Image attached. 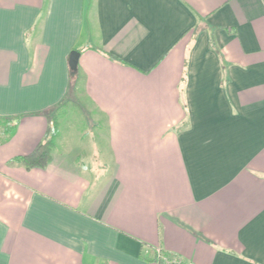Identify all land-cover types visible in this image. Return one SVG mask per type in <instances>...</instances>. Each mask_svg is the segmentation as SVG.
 <instances>
[{
    "label": "crops",
    "instance_id": "1",
    "mask_svg": "<svg viewBox=\"0 0 264 264\" xmlns=\"http://www.w3.org/2000/svg\"><path fill=\"white\" fill-rule=\"evenodd\" d=\"M155 247L264 264V0H0V264Z\"/></svg>",
    "mask_w": 264,
    "mask_h": 264
},
{
    "label": "trees",
    "instance_id": "2",
    "mask_svg": "<svg viewBox=\"0 0 264 264\" xmlns=\"http://www.w3.org/2000/svg\"><path fill=\"white\" fill-rule=\"evenodd\" d=\"M76 69L72 71L73 79L75 77L77 78ZM61 103H59L58 108L48 116L49 124L47 126V130L44 138L41 141H39L37 145L30 152L14 157L11 160L12 162H18L23 166H25L26 168L42 167L47 164V162L51 157V152L55 143V139L57 138L59 133V119L61 115L66 113L67 109L70 107V105L67 103H64L63 106H60ZM14 120L16 121V118H14ZM15 121L14 123H10V125L5 127L4 134L11 135L13 133L14 128L16 126ZM147 251L151 253V256L154 253L152 248H149ZM150 259L152 262L156 261L155 256L154 258H150Z\"/></svg>",
    "mask_w": 264,
    "mask_h": 264
},
{
    "label": "built area",
    "instance_id": "3",
    "mask_svg": "<svg viewBox=\"0 0 264 264\" xmlns=\"http://www.w3.org/2000/svg\"><path fill=\"white\" fill-rule=\"evenodd\" d=\"M153 252L156 256V261L152 264H183L184 260L176 254L166 255L162 252L161 248H153Z\"/></svg>",
    "mask_w": 264,
    "mask_h": 264
},
{
    "label": "rangeland",
    "instance_id": "4",
    "mask_svg": "<svg viewBox=\"0 0 264 264\" xmlns=\"http://www.w3.org/2000/svg\"><path fill=\"white\" fill-rule=\"evenodd\" d=\"M62 123H63V125L65 124L67 126L68 132L70 134L69 139H73V140L75 138V133L78 131L79 124H80V130L79 131L90 128V126H87V124L84 122H74V123L71 122V126L68 124L67 121H64Z\"/></svg>",
    "mask_w": 264,
    "mask_h": 264
},
{
    "label": "water",
    "instance_id": "5",
    "mask_svg": "<svg viewBox=\"0 0 264 264\" xmlns=\"http://www.w3.org/2000/svg\"><path fill=\"white\" fill-rule=\"evenodd\" d=\"M77 56H78L77 52H72L70 56L69 64L73 70L76 69Z\"/></svg>",
    "mask_w": 264,
    "mask_h": 264
}]
</instances>
